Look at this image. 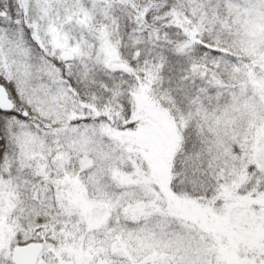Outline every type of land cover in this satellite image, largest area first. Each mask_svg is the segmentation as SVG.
Returning <instances> with one entry per match:
<instances>
[{"label":"snow or ice","instance_id":"6c2138e0","mask_svg":"<svg viewBox=\"0 0 264 264\" xmlns=\"http://www.w3.org/2000/svg\"><path fill=\"white\" fill-rule=\"evenodd\" d=\"M0 264H264V0H0Z\"/></svg>","mask_w":264,"mask_h":264}]
</instances>
